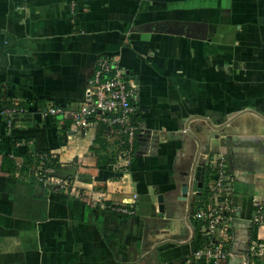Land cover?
Wrapping results in <instances>:
<instances>
[{"label": "crops", "instance_id": "1", "mask_svg": "<svg viewBox=\"0 0 264 264\" xmlns=\"http://www.w3.org/2000/svg\"><path fill=\"white\" fill-rule=\"evenodd\" d=\"M99 55L137 83L143 130L127 166L100 149L103 126L80 133L37 110L80 104ZM7 98L28 112L0 121V264H188L208 197L204 182L188 190L215 154L234 178L230 264H264V224L248 223L252 198L264 203V0H0ZM42 151L78 195L31 178Z\"/></svg>", "mask_w": 264, "mask_h": 264}, {"label": "built area", "instance_id": "2", "mask_svg": "<svg viewBox=\"0 0 264 264\" xmlns=\"http://www.w3.org/2000/svg\"><path fill=\"white\" fill-rule=\"evenodd\" d=\"M137 83L134 75L119 61L99 55L88 80L86 98L77 106L59 105L47 102L37 110L44 116L57 117L60 124H68L75 131L87 133L90 129L103 126L100 134L114 161L129 165L133 158L136 135L143 130V123L137 114ZM28 112L23 100L4 99L0 105V121L8 130L13 118ZM1 139V136H0ZM57 159L50 151L38 152L29 168L31 178L43 188L54 186L65 194H79L76 176L61 177L55 173ZM234 178L230 174L226 158L215 154L208 160L204 185L208 193L205 201L199 202L193 212L198 222L202 244L189 254L188 264H230L231 248L237 224L235 207L230 197L233 192ZM91 204L99 209L133 215L135 207L129 205L106 204L99 199H91ZM250 226L264 224V203L257 197L252 198V213L248 219ZM264 254V245L260 246Z\"/></svg>", "mask_w": 264, "mask_h": 264}, {"label": "water", "instance_id": "3", "mask_svg": "<svg viewBox=\"0 0 264 264\" xmlns=\"http://www.w3.org/2000/svg\"><path fill=\"white\" fill-rule=\"evenodd\" d=\"M204 176H205L204 168L198 167L197 171L195 172L192 185L190 186L189 190H188V188H186V189L190 192L193 191L196 194H200L202 186H203V182H204ZM188 191H186V192H188Z\"/></svg>", "mask_w": 264, "mask_h": 264}, {"label": "trees", "instance_id": "4", "mask_svg": "<svg viewBox=\"0 0 264 264\" xmlns=\"http://www.w3.org/2000/svg\"><path fill=\"white\" fill-rule=\"evenodd\" d=\"M96 141H97L98 145L100 146V149L104 150L105 147H106V145L104 144V141H103V139L101 138L100 134L97 135ZM111 160L113 161L112 158L110 159V161H111ZM204 188H205V187H204ZM203 192H204V193H207V192L205 191V189L203 190ZM204 193H203V194H204ZM207 194H208V193H207ZM201 244H202V236H201L200 233H198V236H197V238L195 239V241H194V243H193V250H194V249H197L198 247H200Z\"/></svg>", "mask_w": 264, "mask_h": 264}]
</instances>
